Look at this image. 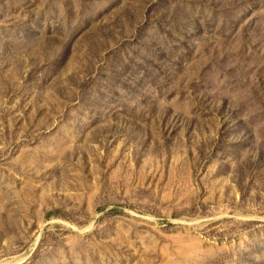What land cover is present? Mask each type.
<instances>
[{
  "label": "rangeland",
  "instance_id": "1",
  "mask_svg": "<svg viewBox=\"0 0 264 264\" xmlns=\"http://www.w3.org/2000/svg\"><path fill=\"white\" fill-rule=\"evenodd\" d=\"M0 264H264V0H0Z\"/></svg>",
  "mask_w": 264,
  "mask_h": 264
}]
</instances>
